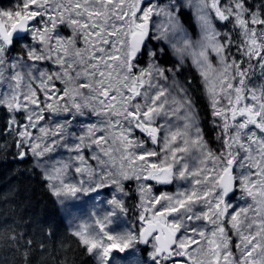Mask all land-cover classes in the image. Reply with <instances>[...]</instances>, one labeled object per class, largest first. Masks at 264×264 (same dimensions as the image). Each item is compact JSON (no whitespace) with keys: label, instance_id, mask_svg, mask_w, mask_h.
<instances>
[{"label":"snow or ice","instance_id":"1","mask_svg":"<svg viewBox=\"0 0 264 264\" xmlns=\"http://www.w3.org/2000/svg\"><path fill=\"white\" fill-rule=\"evenodd\" d=\"M257 67L264 77V0H13L0 8V137L61 206L111 190L88 220L65 208L97 264H264Z\"/></svg>","mask_w":264,"mask_h":264},{"label":"trees","instance_id":"2","mask_svg":"<svg viewBox=\"0 0 264 264\" xmlns=\"http://www.w3.org/2000/svg\"><path fill=\"white\" fill-rule=\"evenodd\" d=\"M12 4L13 0H0V8ZM14 51H20L19 45ZM188 76L191 78V73ZM200 110L202 118H207V106L202 99ZM4 119L5 113L0 110V126ZM208 132L209 136L214 135L210 127ZM137 203V195L126 201L134 219ZM5 226H8L6 233ZM49 229L51 237L45 235ZM71 231L58 198L50 191L41 171L34 167V158L19 159L12 138L0 137V264H25L21 255L25 250L29 251L27 264H62L65 260L67 264H97L95 256L86 253ZM19 232L24 233L23 240L5 239ZM29 238L33 241L30 248L24 243ZM39 245H44L43 252Z\"/></svg>","mask_w":264,"mask_h":264},{"label":"rangeland","instance_id":"3","mask_svg":"<svg viewBox=\"0 0 264 264\" xmlns=\"http://www.w3.org/2000/svg\"><path fill=\"white\" fill-rule=\"evenodd\" d=\"M62 34L67 35L68 34L67 29L62 30ZM15 52H17V51H14L13 54H15ZM249 76H250V85H256V84H260L261 82H264V77L260 76V69L258 67L254 70L253 73H250ZM140 135L141 134L139 132L136 133V136H140ZM59 155L60 156H67V153L64 152L63 150H60ZM157 186H159V185H157ZM156 190L157 191H169V192H171L174 190V186H172V185H170V186H159V189H156ZM110 191H111L110 189L107 191H101L99 198H95V199H94L95 194H82V193L78 194V198L66 199L65 205L62 207H63V211H64V214H65L67 221L69 222L70 220H72V217L65 211V208L70 209L72 213L76 214L77 216H80L82 218V220H88L89 214L92 211H96L98 214H103L104 212H106L108 210V206L106 204H104L103 201L105 200L106 197H108V194ZM239 195H240V193L237 192L236 196H239ZM231 202L233 204H237V203L243 204L242 201H238L235 197L231 198ZM96 204H99L100 207L96 208L95 207ZM127 220H128V223H133L135 221V219L132 217L130 211L128 212ZM89 222L91 223L92 221L89 220ZM123 223H124V221L121 219L120 222L114 223L112 226H110V230L119 231L121 229V226ZM70 226L72 228V225H70ZM139 247L142 249V245H140ZM127 259H128L127 254L114 253L113 264H116L117 261L126 262Z\"/></svg>","mask_w":264,"mask_h":264}]
</instances>
